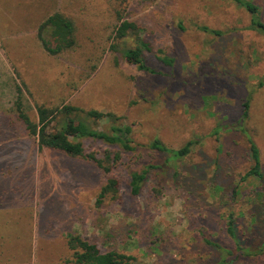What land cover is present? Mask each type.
<instances>
[{"label": "rangeland", "instance_id": "374dc122", "mask_svg": "<svg viewBox=\"0 0 264 264\" xmlns=\"http://www.w3.org/2000/svg\"><path fill=\"white\" fill-rule=\"evenodd\" d=\"M250 1L264 22V0ZM55 10L73 21L76 43L51 55L37 28ZM123 20L137 28L117 38ZM249 23L250 14L231 0H0V264H76L69 234L137 264H224L223 248L234 247L225 230L229 213L242 247L264 243V180H241L251 159L236 126L250 98L244 126L264 173V36ZM138 39L149 45L142 58L153 72L124 57ZM16 84L31 120L35 104H68L98 130L131 127L127 169L165 164L148 173L136 196L121 170L120 198L97 206L107 175L90 160L39 150L14 109ZM89 109L117 119L93 121ZM155 137L171 148L192 141L191 152L168 159L149 148ZM78 140L98 155L115 149ZM262 263L261 255L240 254L229 264Z\"/></svg>", "mask_w": 264, "mask_h": 264}, {"label": "trees", "instance_id": "16d2710c", "mask_svg": "<svg viewBox=\"0 0 264 264\" xmlns=\"http://www.w3.org/2000/svg\"><path fill=\"white\" fill-rule=\"evenodd\" d=\"M231 1L250 14L249 27L257 30L264 36V22L260 18L259 7L250 0ZM136 28L135 23L123 20L116 28V37L122 38L126 35L127 30H135ZM203 29L208 30L206 27H203ZM44 31L48 33L51 42L42 35ZM74 32L75 27L71 18L59 11H55L39 24L37 37L42 48L47 53L56 55L75 46ZM211 32L217 33L218 31L211 30ZM147 49H149L148 43L138 39L134 47L126 50L124 57L128 62L136 65L137 69L153 72V69L148 68L142 58V51ZM157 59L165 65H171L173 62V59L167 56H158ZM21 84L15 85L14 109L18 120L28 134L36 138L38 149L47 148L63 152L70 157H81L90 160L107 175L96 196L97 206H100L108 197L115 201L120 198L121 191L119 188L123 177L121 170H127L129 192L131 195L136 196L140 193L142 186H144L148 173L152 169H159L165 164V162L161 164L148 163L138 171L127 169L128 166L125 164L123 154L134 150L130 138L131 127L123 124H111L109 131L98 130L89 125L86 118L84 119L79 115L77 108L68 104H63L59 107H47L43 104H35L37 119L36 121L31 120L24 109L25 99ZM259 85H262V83H259ZM249 99L244 101L240 117L236 121L237 128L246 135L251 159V165L241 177V180H245L248 177L264 180L259 149L251 134L244 126L249 116ZM85 114L93 121L106 119L114 122L117 119L113 113H105L95 109H89L85 111ZM83 137L100 141L105 145L115 147V149L105 148L100 155L95 151L87 152L83 143L78 140ZM192 144V141H188L181 147L171 148L163 144L158 137H155L150 141L148 146L155 152L165 154L168 159L181 160L190 154ZM252 216H254L255 222H257L258 215ZM225 226L226 232L234 241V247L223 248L225 257L222 259V262L224 264H229L232 257L237 258L240 254L244 256H250L251 254L261 255L263 257L262 264H264V243L242 247L234 230V217L232 213L227 215ZM202 236L206 243L219 247V244L210 240L204 232H202ZM67 244L73 252V259L76 264H137L131 255L116 249L102 250L95 242L78 234L67 235ZM229 256L231 259H229Z\"/></svg>", "mask_w": 264, "mask_h": 264}, {"label": "crops", "instance_id": "0c3cea01", "mask_svg": "<svg viewBox=\"0 0 264 264\" xmlns=\"http://www.w3.org/2000/svg\"><path fill=\"white\" fill-rule=\"evenodd\" d=\"M56 11V10H55Z\"/></svg>", "mask_w": 264, "mask_h": 264}]
</instances>
